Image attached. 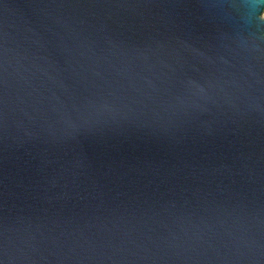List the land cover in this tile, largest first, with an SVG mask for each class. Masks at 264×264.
I'll return each instance as SVG.
<instances>
[{
	"label": "water",
	"instance_id": "water-1",
	"mask_svg": "<svg viewBox=\"0 0 264 264\" xmlns=\"http://www.w3.org/2000/svg\"><path fill=\"white\" fill-rule=\"evenodd\" d=\"M0 264H264V0H0Z\"/></svg>",
	"mask_w": 264,
	"mask_h": 264
}]
</instances>
